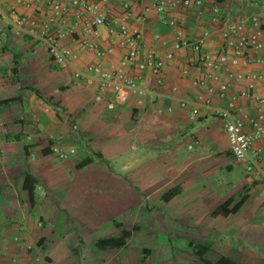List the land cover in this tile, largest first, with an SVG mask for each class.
I'll list each match as a JSON object with an SVG mask.
<instances>
[{"label":"crops","instance_id":"0c3cea01","mask_svg":"<svg viewBox=\"0 0 264 264\" xmlns=\"http://www.w3.org/2000/svg\"><path fill=\"white\" fill-rule=\"evenodd\" d=\"M16 1L0 0V100L18 97L17 101L0 107V264H35L37 255L49 264H77L75 261L81 258L82 252L92 253L91 246L86 244L92 243L93 252L99 251L95 247L99 239L116 237L122 230L134 227L141 231V224L135 218L126 225L113 215L101 214L103 219L99 221L91 215V207L98 204L105 212L120 213V216L129 211L151 213L146 217L147 225L166 229V235H162L168 244L166 252L175 262L183 254L185 264H205L190 246L200 245L209 247L204 257L210 263L225 257L237 264H264V226L258 229L250 225L264 219H258L257 214H245L254 204H259L258 208L264 211V181L258 175L247 174L232 158L223 121L214 112L227 101H234L241 111L256 115L255 103L237 96L245 83H231L222 100L218 96L220 87L228 82L224 72L220 73V80L196 87L193 81L203 77L204 68L194 54L180 51L165 68L159 84L149 73H143L139 84L145 95L130 96L124 104L114 103L110 96H102L92 87L77 84L80 91H74L67 82V74L72 79L70 71L65 75L51 74L59 68L38 38L39 27H29L31 19L40 21L45 16L46 0L36 4L35 11L15 5ZM90 1L100 6V0ZM157 1L107 0L106 7L117 17L122 5H129V26L142 33L144 50L159 54L171 50L174 30L160 23L164 16L180 19L191 41L200 39L205 30L211 32L212 41L202 49L209 58L213 59L222 50L218 25L210 12L212 0H202L200 9L191 5L167 14L158 10ZM216 2L221 8L222 21L255 15L264 30V0ZM14 5L18 18L9 12ZM73 22L69 15L65 24L54 27L55 31L66 33L62 45L69 51L77 50L70 34ZM106 31L107 26L100 27L94 37L100 49L106 51V57L98 58L81 51L78 68L88 62L107 67L118 63L125 50L118 41L110 43ZM157 35L159 39H155ZM258 55L264 57V49ZM259 70L256 65L242 63L233 69L234 73ZM182 71L187 74L183 75ZM258 91L264 95V82ZM197 94L210 98L211 105L195 102ZM180 101H186L188 108L195 112V122L189 121L187 111L179 107ZM105 113L113 117L107 125L103 122ZM111 135L115 139L123 138L119 141L123 146L112 150L108 140ZM187 138L190 141L187 150L195 153L186 158L178 174L160 177L153 172L132 173L134 168L150 169L154 162H160L162 154L175 156ZM77 143L86 151L78 149ZM55 144L73 148L75 154L60 161L48 152ZM110 149V156L105 158L112 161L103 165L101 162L106 160L103 151L110 152ZM261 149L264 157V148ZM86 158H91V163L79 168ZM69 160L72 162L65 163ZM203 162L205 165L200 167L198 164ZM192 165H197L202 183H208L224 171L225 177L212 181V187L197 188V179L185 173ZM67 167L72 171L66 173ZM26 174L36 182L30 200L24 190ZM97 175L105 179L104 189L85 185ZM30 185L28 181L26 186ZM173 187H179V193L163 202L162 194ZM243 196L246 199L236 213L215 214L226 201H231L226 209L229 210ZM256 211L257 208L253 209V213ZM235 228L252 231L242 237L232 232ZM134 238L135 234L120 249H106L115 252L113 256L121 261L118 264H143L146 256L140 259L139 254H144L147 248L133 247ZM147 250L150 251L147 256L151 257L152 250Z\"/></svg>","mask_w":264,"mask_h":264},{"label":"built area","instance_id":"2783aa9c","mask_svg":"<svg viewBox=\"0 0 264 264\" xmlns=\"http://www.w3.org/2000/svg\"><path fill=\"white\" fill-rule=\"evenodd\" d=\"M107 0H100L97 7L90 0H46L45 16L40 21L31 19L30 29L39 27L38 38L44 43L49 56L59 69L70 71L72 80L83 88H94L102 96H110L116 104H124L130 96L142 97L145 90L139 82L143 73H149L159 84L165 68L174 60L180 51L196 56L204 68L201 79L194 80L193 85L202 87L208 81L220 80L223 71L227 83L221 85L219 98L224 99L231 83H245V88L237 93L241 99L255 103L257 113L254 116L241 111L234 101H227L224 107L215 109V115L223 121L228 140V150L232 158L242 165L247 174L258 175L264 181V95L259 94V85L264 82V57L258 54L264 49L263 23L255 15H240L232 20H221V8L216 0H212L210 12L213 22L218 25L219 36L223 41L222 50L213 59L203 54V46L212 41L209 31H203L200 39L189 40L183 29L182 21L176 17H162L160 23L174 30V41L170 51L159 54L141 47L142 33L131 29L129 19L131 9L123 4L117 17L112 16L106 7ZM41 0H17L15 5L35 11L34 7ZM10 8V15L18 18L16 6ZM191 5L202 8V0H158L157 8L167 14L176 8H188ZM148 9H145L147 12ZM71 15L73 24L70 34L77 50L69 51L62 45L65 32L55 31L54 27L65 24ZM107 26L106 39L110 43L118 41L125 50L115 66L107 67L102 63H86L77 67L79 52L93 53L98 58L106 57V51L100 49L94 40L98 28ZM159 39V36H155ZM240 63L256 65L259 71L234 73L233 69ZM183 75L187 71H182ZM194 101L204 106L211 105V99L197 94ZM179 107L187 111L190 122H195L197 115L186 101H180ZM248 129V130H247ZM259 144L260 146H256ZM52 155L65 161L75 154V149L55 144L51 147ZM17 239H15L16 241ZM35 264H49L45 259L36 256Z\"/></svg>","mask_w":264,"mask_h":264},{"label":"rangeland","instance_id":"374dc122","mask_svg":"<svg viewBox=\"0 0 264 264\" xmlns=\"http://www.w3.org/2000/svg\"><path fill=\"white\" fill-rule=\"evenodd\" d=\"M36 71H37V73L41 72V70L39 68H37ZM55 73L56 74L60 73L61 75L62 74L65 75L66 71L59 69V71L55 70V71L51 72V74H53V75ZM67 79H68L67 82L68 81L70 82V87L72 90L77 91V92L80 91V88L78 87L77 83H75L71 78H69L68 74H67ZM93 112L97 114L98 111L94 110ZM103 119H104L103 120L104 124L107 125L108 121L110 122L109 119H113V117L111 115L108 116V114L105 113V116L103 117ZM108 140L111 141V144H109V145L111 146L112 150L117 149V147L123 146V144L119 142V141L124 140L123 138L115 139L114 136L111 135V136H109ZM182 142H183V145L180 146V148L177 150V153L175 154V156H171V155H164L163 156V154H162L161 156H159L160 162L159 163L154 162L150 169L144 170V168H140L137 170L136 168H134V171L132 173H134V174L135 173L148 174V172L149 173L153 172L152 174H159L160 177H164L168 174H170V175L175 174V173L178 174L180 169L184 166L186 158L192 156L195 153L194 150H187V145L190 144V141L188 138L184 139ZM76 146L78 149H80V150L82 149V150L86 151L81 143H77ZM87 151L89 153H91V149H89ZM104 152H105L104 158L106 156L108 157V155L111 154V149H110V152H108L107 150L106 151L104 150L103 153ZM122 157L124 158L125 155ZM139 158H141V156H139ZM108 159L104 160L101 163L103 165H106V164H108V162L112 161L111 159L109 161H107ZM116 159L119 160V157H116L115 160ZM115 160L113 159V161H115ZM158 160H159V158H158ZM70 162H72V161L69 160L68 162H65V163L68 164ZM102 164H99V166H101ZM198 165L201 167V166H204L205 163L203 162V163H200ZM196 166L197 165H192V166L188 167L185 173H187V175L193 174V176L197 179V183H198L197 188L212 187V185H211L212 181L222 180V178L225 177V171H224L221 174L218 173L217 175L212 177V180L208 181V183H202L201 181H199L200 177L198 175L201 173H200V171H197ZM115 169H117L116 166H115ZM69 171H72V169L68 168V167L65 168L66 173H68ZM226 174H227V172H226ZM132 176L133 175H130L131 179H132ZM195 178H194V181H196ZM131 179H129V184L131 186H133L130 183V182H132ZM104 180L105 179L102 177V175H97L96 179L91 177L90 180H87L86 181L87 183L85 185L86 186L89 185L91 187V189H100V188L104 189V185H105ZM92 198L93 197H91V199ZM97 198H103V197H97ZM258 205L259 204H254V207H251L250 211L245 212V214H247V215L248 214H250V215L257 214L258 219H260V220L264 219V211H262L261 208H258L259 207ZM256 208L258 211L253 213V209H256ZM91 209L94 210V211L93 210L91 211L92 212L91 215H95L99 221H101L103 219V217H100V215L104 214V215H113L114 216L113 218L117 219V221H119V222H124L126 225L131 224L133 218H135V220H137L138 224H141L140 225L141 231L138 234H135L136 238H134V242L132 243V246L138 247V248H147V249L152 250V252H153L151 257L146 256V259L144 260L143 264H185V260H184L185 258H184L183 254H179L180 259H178V261H176V262L174 260L168 258V254L166 252V248L168 247V244L166 243V238H164V236H162L164 234L166 235V233H165L166 229H161V228H157V227L153 228V227H150L147 225V222H146L147 218L146 217L150 216L151 213H146V212L138 213L136 211H133V212L129 211L127 214L120 216V213L105 212L106 211L105 208H102L101 205H99V204H98V206L95 205V206L91 207ZM101 210H103V212L100 213ZM137 216H138V219H137ZM142 217H143V219H142ZM250 225L255 226L259 229L260 226H264V222L259 221L256 224L253 223ZM252 229H248V228H238L237 229V228H235V229H233L232 232L233 233L238 232L239 236L243 237L246 235H250ZM258 229H257V232H258ZM101 232L102 231H100V233ZM90 246H91V252H92L91 255L88 253L83 254L84 252H82L81 253L82 255L80 254L81 258L78 259L77 261H75V262H77V264H90V263L91 264H101L102 262L118 264L119 262H121L118 257L113 256V254L115 252H113L111 250H99V251L97 250V251L93 252L92 243L86 244V247H90ZM86 250H87V248H86ZM85 252H87V251H85ZM142 257H144V254L140 252L139 258L142 259ZM173 261L175 263H173Z\"/></svg>","mask_w":264,"mask_h":264},{"label":"trees","instance_id":"16d2710c","mask_svg":"<svg viewBox=\"0 0 264 264\" xmlns=\"http://www.w3.org/2000/svg\"><path fill=\"white\" fill-rule=\"evenodd\" d=\"M217 1V0H216ZM219 2H221L222 0H218ZM18 100V97H13V98H8V99H3L0 100V107L6 106L8 104H11L15 101ZM48 152L51 153L50 149L48 150ZM92 161L91 158H86L85 160H83L80 164H79V168H82L88 164H90ZM28 181H31V185L30 187H27V183ZM36 185V182L34 180L33 177H31L29 174L25 175V180H24V190L27 192L28 194V198L29 200L33 198L34 196V187ZM180 188L179 187H173L168 189L167 191H165L162 196H161V200L163 202H168L169 200H171L172 198H174L175 196H177V194L179 193ZM246 197H242L231 209L226 210L227 207L231 204V201H226L225 203H223L216 211L215 214H221V215H226V214H230V213H236L239 208L242 206V204L244 203ZM139 229L134 227L131 230H122L120 232V234L116 237H108V238H103V239H99L95 242V247L99 250H106V249H120L122 247H124L126 245L127 240L133 235V234H138ZM192 246L195 254L205 263V264H237L231 260H229L228 258L225 257H220L215 263H210L209 261H207L204 257V255L206 254V252L208 251V246H200V245H190ZM144 256H147L150 251L147 249H144ZM146 258V257H145Z\"/></svg>","mask_w":264,"mask_h":264}]
</instances>
